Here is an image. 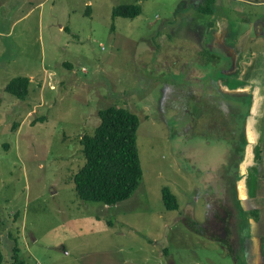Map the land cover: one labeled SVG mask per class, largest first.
Returning a JSON list of instances; mask_svg holds the SVG:
<instances>
[{
	"label": "rangeland",
	"instance_id": "1",
	"mask_svg": "<svg viewBox=\"0 0 264 264\" xmlns=\"http://www.w3.org/2000/svg\"><path fill=\"white\" fill-rule=\"evenodd\" d=\"M189 1L0 0V264H248L243 251L193 231L201 223L226 238L212 220H230L236 166L249 156L248 146L237 151L243 139L236 116L215 105L212 111L215 91L207 82L225 66L203 67L202 48L212 41H204L208 22L216 27L218 15L243 10L257 25L264 0H216L210 18L193 12ZM121 5H140L142 12L113 17ZM187 18L203 29H188ZM252 37L244 44L254 47L248 77L255 79L264 77V35ZM18 77L31 80L26 100L6 91ZM112 106L140 119L143 181L131 199L110 207L82 201L72 178L86 162L81 138L94 134L99 111ZM253 148L247 171L258 165L261 145ZM261 183L262 191L248 190L245 204L246 212L259 211L249 221L264 238ZM164 187L178 197V211L166 209Z\"/></svg>",
	"mask_w": 264,
	"mask_h": 264
},
{
	"label": "trees",
	"instance_id": "2",
	"mask_svg": "<svg viewBox=\"0 0 264 264\" xmlns=\"http://www.w3.org/2000/svg\"><path fill=\"white\" fill-rule=\"evenodd\" d=\"M215 2L216 0H206L199 11L204 14L205 17L213 15L215 12ZM141 12L142 8L140 5H121L113 10V17L135 19L141 14ZM207 26L213 27V24L210 22ZM172 37L175 38L176 33H174ZM242 42H246L245 35L243 36ZM240 49H242V47ZM202 54L204 59L207 58V62L205 61L203 67L210 68V64L215 65V63H217V65H219L221 62L227 60V58L222 56L217 57L214 52L208 49ZM209 83L211 82H207V86L210 88L208 91H216L217 88L214 87V84ZM30 87L31 80L29 78L18 77L13 79L7 85L6 91L18 100H26L30 93ZM221 99L222 100H219L220 104L217 106L219 112H231L233 118L236 116V119H238L236 121L242 127L241 134L238 135V137H241L243 142L238 145L237 150L239 154H241L247 145L245 123L249 116V108L246 111H240L239 109L230 107L231 103L233 105H238L234 100H229L224 97H221ZM224 102H228V106H225ZM223 104L224 108H221ZM200 105L201 107H206V103H201ZM98 116L101 122L95 129L94 134L85 135L81 138L83 154L86 162L79 172L72 178V181H74L77 195L82 201L98 202L111 207L131 199L143 181V168L138 147L140 119L135 113L115 106L99 111ZM18 127L19 125H16L13 127V130H16ZM258 158L259 159L256 160L258 165L249 170V178H243L245 184L247 183L249 190L253 193L256 191H262L263 183L261 182H264V175L261 176L260 169L264 155L260 152ZM234 168L235 167H233V170ZM236 169H239L237 177L238 180H240L243 176L240 174L241 170L238 168V165L236 166ZM261 177L262 181H260ZM249 181L252 183L251 187ZM162 196L163 203L168 211L179 210V199L169 187L163 188ZM231 199V203H228V205L233 208L231 218L230 220L222 218L226 222V238L214 236L215 234L207 231V226L204 227L201 223H196L198 228H195L194 225L193 231H196L198 235L206 237L207 239L215 241L219 240L223 247L227 248L229 251L232 250L233 253L239 254L240 251H243L245 254V251L243 250L244 240L251 236L249 220L254 218L257 221L259 211H255L257 210L256 207H253L252 210H255L250 212L244 210L236 187H232ZM235 211L239 214L237 216L238 220L236 219V221L235 218H233ZM214 220L215 218L212 222ZM229 238H232L235 241L233 242L232 239L230 240ZM235 243L238 244V247ZM13 251L15 259H17L18 253L20 252L18 245L14 247ZM3 259L4 255L0 252V261H3ZM237 264H241L239 260H237Z\"/></svg>",
	"mask_w": 264,
	"mask_h": 264
},
{
	"label": "crops",
	"instance_id": "3",
	"mask_svg": "<svg viewBox=\"0 0 264 264\" xmlns=\"http://www.w3.org/2000/svg\"><path fill=\"white\" fill-rule=\"evenodd\" d=\"M239 1L241 2L242 0ZM243 1H246L245 3L249 1L250 4L254 3L252 2L253 0ZM257 4L262 5L264 4V1L258 2ZM238 14L239 16L236 15L234 17H228L223 13L217 16L216 31L221 36L222 46L217 48V46L214 45L215 49L217 48L214 53L218 51L219 55L217 56H220V53L223 52L224 57H226L227 60L220 63L224 64V70L222 69L220 77L218 79L214 78L213 81L215 87L220 91L221 97L225 98L226 96H229L238 99L244 97L243 100L246 101V104L248 100L251 99L248 114L249 116L246 119L245 125V134L247 139L246 146L249 148L248 157L251 158L249 160L246 158L244 162L241 163L242 165L240 167V174H242L243 177L238 180L241 182L244 176L249 173V171H247L248 165L251 164L252 159L255 160V154H252V149H254L253 147L256 145H261L260 151H257V153L259 155L261 152V154L264 155V128L262 129L261 126L262 120H264V77H255V79L248 77L250 69L254 66L253 60L250 61V59L254 57L252 50L254 47L252 45H245L242 42L243 36L245 35L246 43H251L253 41L252 34L254 31H256L259 35H264V32L259 31L260 29H264V21H258L257 25H253V21L249 16L244 15L243 10H239ZM239 20L242 21L239 22ZM244 32L247 34H244ZM241 47L242 49H240ZM227 61L230 62L227 63ZM260 68L263 70L264 66L260 65ZM196 77H202V75H198ZM227 99L233 100V98ZM257 99L259 100V103H257ZM230 106L234 109H239V105H233L231 103ZM260 169L261 171L264 170V162L261 163ZM245 190L247 191L246 200H249V187L247 183L245 184ZM242 206L245 211L250 210V208H246V206H248L247 204L243 203ZM249 222L251 227V236L244 240L243 248L247 259L246 263L264 264V238H262L260 234L257 233L255 229L257 225L254 223V221L252 220Z\"/></svg>",
	"mask_w": 264,
	"mask_h": 264
},
{
	"label": "flooded vegetation",
	"instance_id": "4",
	"mask_svg": "<svg viewBox=\"0 0 264 264\" xmlns=\"http://www.w3.org/2000/svg\"><path fill=\"white\" fill-rule=\"evenodd\" d=\"M189 1V0H188ZM205 1L206 0H190L189 2H190V4H189V6L188 7H191L192 8V11L193 12H196L197 14H200V15H204V14H202L200 11H199V9L201 8V6L205 3ZM214 8H215V10L216 9H219V5H218V3H217V1L215 2V4H214ZM214 14H215V12H214ZM213 14V15H214ZM213 15H211V16H213ZM211 16H209V18L211 17ZM204 18H208V17H205V15H204ZM186 23V22H185ZM210 22H208L207 24H209ZM216 23V22H215ZM186 25H187V28L188 29H192L193 27H195V28H197L198 30L199 29H203V23L202 24H196V22H193V19H191V18H187V23H186ZM212 30H214V31H212L211 32V29ZM204 29H206L205 30V32H204V41L208 38V40L210 39V38H212V41H211V43H207V42H204V44H203V50H205V49H209L210 51H212L213 52V47L215 48V46L214 45H216L217 46V48H219V47H221L222 46V43H221V36H220V34H218L217 33V31H216V27H204ZM245 33V32H244ZM221 34H222V32H221ZM201 36H202V34L200 35V38H201ZM199 38V39H200ZM211 44V45H210ZM204 46H206V48H204ZM222 49H223V47H222ZM202 51V50H201ZM199 80H201L200 78L199 79H195L194 80V83H195V85L196 86H198L199 87ZM213 84H214V81H213ZM181 85V84H180ZM214 87H215V84H214ZM217 91V92H216ZM215 91V94L214 95H209V98H213V100H212V111H213V105H215V108L217 109V106H218V104H220L219 102V100H221V93H220V91L217 89ZM217 95H218V97H217ZM226 99L227 98H233V100H235V102H237V104L239 105V107H240V105H242V104H246V101L244 102V100H243V98L244 97H242V98H240V99H238V98H234V97H229V96H226L225 97ZM201 104V103H200ZM204 107H202V109H203ZM204 113H201V114H199L198 115V117H201L202 115H203ZM245 125H246V123H245ZM245 133H246V130H245ZM221 221V222H220ZM219 222H217V220H216V222H215V220L213 221L214 223H213V228H214V230H216V231H218L219 233V235H225L227 232H225V226H226V222L223 220V219H221ZM8 241V240H7ZM7 241L5 242V243H7Z\"/></svg>",
	"mask_w": 264,
	"mask_h": 264
},
{
	"label": "water",
	"instance_id": "5",
	"mask_svg": "<svg viewBox=\"0 0 264 264\" xmlns=\"http://www.w3.org/2000/svg\"><path fill=\"white\" fill-rule=\"evenodd\" d=\"M250 153H251V149H250ZM251 155V154H250ZM251 157H248V160L250 159ZM239 185L242 187L241 188V191H237V193L239 194V199H240V202L243 204L245 203L246 201V198H247V192L245 191V181L244 179L241 180V182H239Z\"/></svg>",
	"mask_w": 264,
	"mask_h": 264
}]
</instances>
